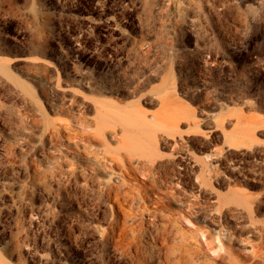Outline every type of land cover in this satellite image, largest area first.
I'll return each mask as SVG.
<instances>
[{"label":"rangeland","instance_id":"rangeland-1","mask_svg":"<svg viewBox=\"0 0 264 264\" xmlns=\"http://www.w3.org/2000/svg\"><path fill=\"white\" fill-rule=\"evenodd\" d=\"M228 256L264 264V0H0V264Z\"/></svg>","mask_w":264,"mask_h":264},{"label":"bare ground","instance_id":"bare-ground-1","mask_svg":"<svg viewBox=\"0 0 264 264\" xmlns=\"http://www.w3.org/2000/svg\"><path fill=\"white\" fill-rule=\"evenodd\" d=\"M118 157V156H117ZM119 158V157H118ZM170 168V167H169ZM167 170H169V169H167ZM161 172V171H160ZM166 175V174H165ZM171 175V174H170ZM162 179V178H161ZM167 179V178H166ZM152 191V190H151ZM157 202V201H156ZM187 218V217H186ZM173 230V229H172ZM165 231H166V229H165ZM164 231V232H165ZM204 231H206V230H204ZM178 233V232H177ZM176 233V234H177ZM172 234H174L173 232H172ZM175 234V235H176ZM179 234V233H178ZM177 234V235H178ZM204 234V236L206 237V241H205V243L211 248V249H213V251H215V249H217V248H220V250L222 249H224V251H225V247L222 245V243L221 242H218L219 243V245H217V244H212L213 243V241L211 240V238H210V235H208V233H203ZM164 235V234H163ZM170 235V234H169ZM168 235V236H169ZM218 235V234H217ZM168 236H166L167 238H168ZM203 236V235H202ZM203 236V237H204ZM170 237V236H169ZM171 237H172V235H171ZM178 237H180V236H178ZM220 237V236H219ZM217 238V237H216ZM165 239V238H164ZM193 240V239H192ZM220 240V239H219ZM219 240H217V241H219ZM196 241V240H195ZM198 241V240H197ZM185 243H187V242H185ZM184 243V244H185ZM198 243V242H197ZM191 245V244H190ZM193 245V244H192ZM197 245H199V244H197ZM176 247H178V246H176ZM184 247V246H183ZM211 249H209V250H211ZM217 252V251H216ZM218 254V253H217ZM184 255V254H183ZM185 255H187V254H185ZM194 255V254H193ZM258 255V254H257ZM182 256V255H181ZM191 255L190 254H188V257H190ZM257 257V256H256ZM176 258H178V257H176ZM192 258V257H191ZM189 259V258H188ZM181 261V260H180ZM187 261V260H186ZM175 262H176V260H175ZM177 264H181V262L179 263V262H177ZM226 264H239V262L238 261H236L233 257H230V256H228V260H227V263Z\"/></svg>","mask_w":264,"mask_h":264}]
</instances>
